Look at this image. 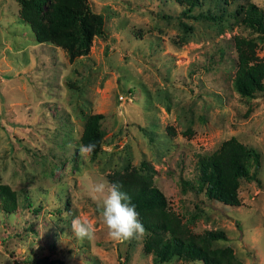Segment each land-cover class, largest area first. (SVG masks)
Returning a JSON list of instances; mask_svg holds the SVG:
<instances>
[{"label": "rangeland", "instance_id": "374dc122", "mask_svg": "<svg viewBox=\"0 0 264 264\" xmlns=\"http://www.w3.org/2000/svg\"><path fill=\"white\" fill-rule=\"evenodd\" d=\"M247 1L264 10V0L205 1L192 11L170 0H82L102 16L103 32L71 56L60 42H39L41 22L20 0H0V185L15 193L9 209L0 199V264H153L145 235L108 237L93 199L108 174L142 162L192 233L221 229L229 240L215 247L264 264V93L246 98L232 85L233 40L250 31L229 14ZM221 7L223 19L195 18ZM96 113L100 151L83 158L80 139ZM231 138L261 154L255 178L241 182L240 206L183 191L199 156ZM76 216L94 224L91 239L73 234Z\"/></svg>", "mask_w": 264, "mask_h": 264}, {"label": "trees", "instance_id": "16d2710c", "mask_svg": "<svg viewBox=\"0 0 264 264\" xmlns=\"http://www.w3.org/2000/svg\"><path fill=\"white\" fill-rule=\"evenodd\" d=\"M52 0H20L26 17L37 18L36 29L39 42L54 40L67 48L72 56L89 50L96 34L102 35L101 15L95 16L85 7L82 0H58L57 4L48 5ZM192 11L202 6L205 1L213 0H170ZM222 7L230 6L242 0H214ZM214 14H200L197 19L216 21L227 15L224 9ZM223 7V8H225ZM250 35H238L233 40L236 52V72L233 80L235 92L246 98H256L264 93V58L259 57L260 44L264 43V10L252 1L243 2L230 13ZM102 115L96 113L87 119L81 144L95 143L100 151L103 130ZM261 165V154L240 143L237 138L221 142L210 156H199L196 177L183 180V191L191 189L204 194L210 201L217 200L225 205L240 206L239 190L243 179H254ZM155 169L142 162L140 168L128 166L121 172L107 175L109 183L121 182L136 206L139 219L146 229L144 252L151 255L153 264H167L174 259L203 264H243L237 259L231 247H215L217 240L228 241L221 229H212L202 234L192 233L183 218L168 206L164 192L153 180ZM15 193L6 185H0L2 208L13 207ZM195 219V218H193ZM189 221H194L192 218Z\"/></svg>", "mask_w": 264, "mask_h": 264}, {"label": "clouds", "instance_id": "9594fccd", "mask_svg": "<svg viewBox=\"0 0 264 264\" xmlns=\"http://www.w3.org/2000/svg\"><path fill=\"white\" fill-rule=\"evenodd\" d=\"M96 149L95 143L79 146V155L86 158ZM123 184L119 181L105 185L99 183L94 186L93 199L100 198L99 205L102 222L107 229L108 237L116 242H124L132 238H142L146 229L139 219L136 206L132 203L130 195L123 191ZM73 234L78 239H91L95 234L94 224L80 216L71 222Z\"/></svg>", "mask_w": 264, "mask_h": 264}]
</instances>
